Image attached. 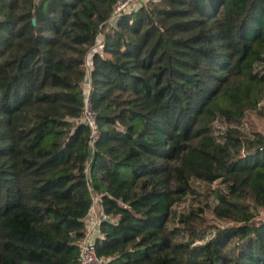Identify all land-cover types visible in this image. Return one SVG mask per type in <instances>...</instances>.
Listing matches in <instances>:
<instances>
[{"label": "trees", "instance_id": "obj_1", "mask_svg": "<svg viewBox=\"0 0 264 264\" xmlns=\"http://www.w3.org/2000/svg\"><path fill=\"white\" fill-rule=\"evenodd\" d=\"M118 1L0 0V264H264V0Z\"/></svg>", "mask_w": 264, "mask_h": 264}, {"label": "built area", "instance_id": "obj_2", "mask_svg": "<svg viewBox=\"0 0 264 264\" xmlns=\"http://www.w3.org/2000/svg\"><path fill=\"white\" fill-rule=\"evenodd\" d=\"M144 0H119L112 16V20L121 12L130 11L136 4L143 3ZM137 5V6H138ZM87 90H85L84 108L82 111V121L90 130V144H92L97 138V129L95 123V115L91 108V105L87 99ZM105 217L103 215L100 202L98 198H94L92 206L90 207L87 218L85 219L88 226L85 230L83 238L79 241V257L80 264H106V260L98 258L95 254L94 241L97 236L98 228L102 220Z\"/></svg>", "mask_w": 264, "mask_h": 264}, {"label": "rangeland", "instance_id": "obj_3", "mask_svg": "<svg viewBox=\"0 0 264 264\" xmlns=\"http://www.w3.org/2000/svg\"><path fill=\"white\" fill-rule=\"evenodd\" d=\"M145 1H147V0H144V2ZM137 5L138 4H136L135 7ZM98 43H99V41H98ZM83 89H84V91L88 89L87 83L83 84ZM240 131L243 134H245V136L250 135V133L252 131H256V132H259V133L264 135V119L258 118L255 115V113H253V112H249L246 114L242 124L240 125ZM213 186L215 187L216 185L214 184ZM194 187L200 193L205 192V188L202 184H195ZM204 204H205V200H203L202 197L195 196L194 198H190L189 200H187L185 203H183L179 206H175L173 208V211L176 212L177 214L186 213L190 207H196V206L203 207ZM206 215H207L206 218L208 219V221H211L212 215L208 210H206ZM217 224L219 225V222H217ZM173 226H174L173 222H171L170 228H172Z\"/></svg>", "mask_w": 264, "mask_h": 264}, {"label": "water", "instance_id": "obj_4", "mask_svg": "<svg viewBox=\"0 0 264 264\" xmlns=\"http://www.w3.org/2000/svg\"><path fill=\"white\" fill-rule=\"evenodd\" d=\"M34 22V21H33Z\"/></svg>", "mask_w": 264, "mask_h": 264}]
</instances>
